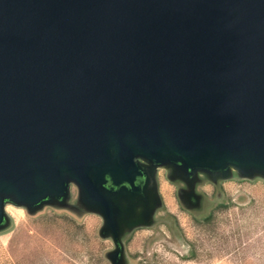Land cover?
Returning a JSON list of instances; mask_svg holds the SVG:
<instances>
[{"label": "water", "instance_id": "water-1", "mask_svg": "<svg viewBox=\"0 0 264 264\" xmlns=\"http://www.w3.org/2000/svg\"><path fill=\"white\" fill-rule=\"evenodd\" d=\"M136 158L264 175V0H0V226L71 182L116 240Z\"/></svg>", "mask_w": 264, "mask_h": 264}, {"label": "rangeland", "instance_id": "rangeland-1", "mask_svg": "<svg viewBox=\"0 0 264 264\" xmlns=\"http://www.w3.org/2000/svg\"><path fill=\"white\" fill-rule=\"evenodd\" d=\"M135 160L156 200L120 194L116 240L100 234L102 218L70 182L60 204L48 200L30 211L4 203L0 264H110L117 248L119 264H264L263 174L187 176Z\"/></svg>", "mask_w": 264, "mask_h": 264}, {"label": "trees", "instance_id": "trees-1", "mask_svg": "<svg viewBox=\"0 0 264 264\" xmlns=\"http://www.w3.org/2000/svg\"><path fill=\"white\" fill-rule=\"evenodd\" d=\"M217 206H218V207H217ZM217 206H216V209H217V208H222V209L225 208V206H222V205H220V204L217 205ZM212 216H213L212 214L207 215L205 218H203V221H204L205 223H209V222L211 221V219H212Z\"/></svg>", "mask_w": 264, "mask_h": 264}, {"label": "bare ground", "instance_id": "bare-ground-1", "mask_svg": "<svg viewBox=\"0 0 264 264\" xmlns=\"http://www.w3.org/2000/svg\"><path fill=\"white\" fill-rule=\"evenodd\" d=\"M146 163V162H145ZM230 169L232 170V171H235V168L234 167H232V166H230Z\"/></svg>", "mask_w": 264, "mask_h": 264}]
</instances>
